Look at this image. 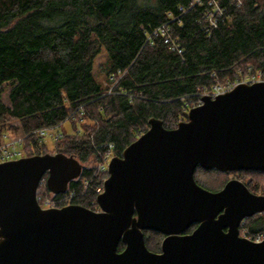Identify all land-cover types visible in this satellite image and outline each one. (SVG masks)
Returning <instances> with one entry per match:
<instances>
[{
  "label": "trees",
  "instance_id": "1",
  "mask_svg": "<svg viewBox=\"0 0 264 264\" xmlns=\"http://www.w3.org/2000/svg\"><path fill=\"white\" fill-rule=\"evenodd\" d=\"M218 1L224 13L212 27L207 0H0V143L17 129L6 120L17 119L26 155L43 154L36 132L58 126L57 151L87 164L65 194L53 196L58 207L95 209L107 177L102 157L121 155L150 117L174 128L214 85L257 72L264 79V0ZM162 24L179 52L152 34ZM102 49L108 65L100 84L92 70ZM3 84L8 104L1 101ZM65 122L71 130L61 128ZM213 172L197 167L195 179L213 188L196 178ZM240 174H253L244 184L259 190L264 171ZM239 229L264 231V214L244 218ZM145 235L147 248L158 251L163 234Z\"/></svg>",
  "mask_w": 264,
  "mask_h": 264
},
{
  "label": "water",
  "instance_id": "2",
  "mask_svg": "<svg viewBox=\"0 0 264 264\" xmlns=\"http://www.w3.org/2000/svg\"><path fill=\"white\" fill-rule=\"evenodd\" d=\"M197 167L264 171V80L203 94L174 128L150 117L110 158L96 210L37 201L44 175L54 196L80 176L74 155L1 162L0 264H264V238L239 235L244 218L264 212V187L256 194L234 178L211 191L196 182ZM145 230L164 235L160 251L147 248Z\"/></svg>",
  "mask_w": 264,
  "mask_h": 264
},
{
  "label": "built area",
  "instance_id": "3",
  "mask_svg": "<svg viewBox=\"0 0 264 264\" xmlns=\"http://www.w3.org/2000/svg\"><path fill=\"white\" fill-rule=\"evenodd\" d=\"M193 1H194V3H198L201 0H193ZM207 2L209 4V10L206 13L207 20H208L210 26L216 27L218 19L224 13V8L220 6L218 0H207ZM237 2L240 3L239 0H237ZM152 34L162 35L164 42L169 44V47L172 50L179 52L178 44L176 43V41L171 39V37L168 33V28H167L166 24H162V25L158 26L155 30H153ZM257 74H259V72L248 74L247 76L243 77L241 80L239 79V80H236L233 82L226 81L224 84H216L213 86L211 93H207V94L214 96L215 94L230 90L233 86H235L237 83H240V82L252 83V81L250 80V77H254ZM36 133L38 134V136L40 138H44L47 134H51L53 136V139H55V140H59L62 137V133H61L60 128L58 126L41 128ZM16 143L21 144V142L19 141V143H18L17 140L15 142H13V144L4 145V144L0 143V163L4 162V161H8V160H14V159H17V158L24 156V154L21 150L16 149V147H15ZM110 146L111 145L109 144L108 147H110ZM110 158H111V153H110V151H108L107 153L104 154V156L102 157V161L99 163L101 169L106 170V168H107L106 163L109 162ZM45 178H46V175H44L39 182V185H38V188L36 191L37 201L42 208L56 207L58 202L55 199H53L54 195H52L49 191L48 192H42L40 190V187L43 184H45ZM261 213L264 214V212H261ZM239 231L241 233V237L247 238V239L252 240V241L258 242L264 238V231L256 232L253 235H248L244 229H239Z\"/></svg>",
  "mask_w": 264,
  "mask_h": 264
},
{
  "label": "rangeland",
  "instance_id": "4",
  "mask_svg": "<svg viewBox=\"0 0 264 264\" xmlns=\"http://www.w3.org/2000/svg\"><path fill=\"white\" fill-rule=\"evenodd\" d=\"M107 65H108V57H107V54L105 52V49H102L100 51V53L94 59L93 70H92L93 76L95 77V79L100 84H103L105 82V72H106ZM254 77H250V80L252 82L264 80L260 73L255 75ZM224 83H220V84H224ZM244 83H246V82H244ZM8 89H9V86L7 84H3V89H2L3 91L1 93V101L4 104H8V96H7L8 95ZM5 123L8 125L14 126L17 129L14 132H11V131L8 132L6 134L5 140H2L3 142L1 144L7 145V144H13V142H15L16 140L18 143L20 141L21 144L16 143V145L15 144L14 145H15L16 149H19L23 152L24 156H27L26 150H28V146L26 145V143H23V140L25 137H24L23 132L21 130V125H20L19 120L13 119V118H8ZM61 128L63 130H68V131L71 130V126L69 125L68 122H65L64 124H62ZM42 139L44 141V144L46 145L45 146L46 148L44 149L45 152H43V153L59 152V151H57V146H56L57 145L56 142L58 140L53 139V136L51 134H47ZM75 157L80 161L81 164L87 165L86 163L82 162L77 156H75ZM107 164H108V162L106 163V167H107ZM232 177L241 180L243 183L248 182L250 179L253 180L255 178V176L253 174H250V175L249 174H247V175L242 174L241 175L240 172L238 173V175L234 174V175L228 176V178H232ZM196 178L198 180H200L201 182H205V183L207 182V184H209L210 186H216L224 180L225 175L217 174V173L216 174L215 173H209V174L204 173V174H196ZM263 187H264V180H261L260 181V187H259L258 191L262 190ZM40 190L42 192H46L44 187H40ZM65 199L67 200V198H65ZM56 207H58V206H56ZM96 209H98V207H96L95 210ZM239 235L241 236L240 231H239ZM154 239H155L154 237H152L150 239L151 244H152V241ZM159 247H160V245H159Z\"/></svg>",
  "mask_w": 264,
  "mask_h": 264
},
{
  "label": "flooded vegetation",
  "instance_id": "5",
  "mask_svg": "<svg viewBox=\"0 0 264 264\" xmlns=\"http://www.w3.org/2000/svg\"><path fill=\"white\" fill-rule=\"evenodd\" d=\"M203 170H205V169H203ZM216 171V173H218V174H222V175H225V178H224V180L222 181V184L220 185V186H215V187H213V188H207V189H209V190H211V191H218V190H220L222 187H223V185L229 180V179H234V177H232V178H228V176H231V175H238V173L240 172V171H230V172H223V171H219V170H215ZM213 173H215V172H213ZM215 173V174H216ZM194 177H195V172H194ZM224 177V176H223ZM196 180V179H195ZM241 181V180H240ZM197 182V181H196ZM198 183V182H197ZM263 192V188H262V190H260V191H257V192H253V193H256V194H259V193H262ZM64 205H66V204H64ZM196 226V224H193V225H191L188 229H186L185 230V233H189V232H191L192 231V229L194 228ZM148 230H145L143 233H144V238H147V236L145 235L146 234V232H147ZM163 237H164V235H163ZM162 237V238H163ZM162 240V239H161ZM158 251H160V248H159V250ZM158 251H156V252H158Z\"/></svg>",
  "mask_w": 264,
  "mask_h": 264
}]
</instances>
